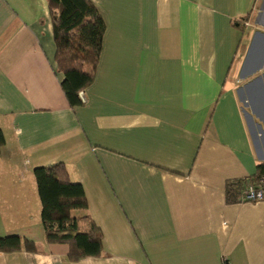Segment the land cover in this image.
I'll return each mask as SVG.
<instances>
[{"label":"crops","instance_id":"0c3cea01","mask_svg":"<svg viewBox=\"0 0 264 264\" xmlns=\"http://www.w3.org/2000/svg\"><path fill=\"white\" fill-rule=\"evenodd\" d=\"M88 1L105 32L71 107L48 0H0V237L35 246L0 264H264V198H226L264 164V0ZM58 162L97 256L46 242L33 170Z\"/></svg>","mask_w":264,"mask_h":264},{"label":"trees","instance_id":"16d2710c","mask_svg":"<svg viewBox=\"0 0 264 264\" xmlns=\"http://www.w3.org/2000/svg\"><path fill=\"white\" fill-rule=\"evenodd\" d=\"M48 7L56 69L63 74L61 88L70 106H79L82 104L79 92L87 88L94 78L105 22L88 0H48ZM4 142L0 131V150ZM33 174L41 204L40 218L46 242L67 244L71 260L99 255L101 240L98 229L86 216L81 220L71 217L72 211L87 208L82 186L69 181L66 168L61 162L36 167ZM247 183L263 185L264 164L257 166L254 178ZM243 185L244 183L237 182L228 186V202L236 201L239 191L245 186ZM81 222L87 225V230H84ZM22 249L34 252L35 246L33 242L18 235L0 237V252Z\"/></svg>","mask_w":264,"mask_h":264},{"label":"built area","instance_id":"2783aa9c","mask_svg":"<svg viewBox=\"0 0 264 264\" xmlns=\"http://www.w3.org/2000/svg\"><path fill=\"white\" fill-rule=\"evenodd\" d=\"M79 98L81 99V101H83L82 99V93H79ZM264 191H263V187L262 186H255L252 183H247L244 188L241 191V200L245 201V202H259L262 201L264 198L263 195ZM222 264H231L230 261L226 258L223 257L222 258Z\"/></svg>","mask_w":264,"mask_h":264}]
</instances>
